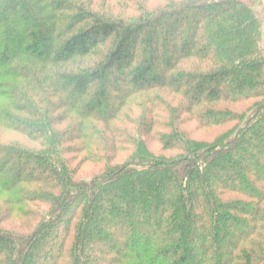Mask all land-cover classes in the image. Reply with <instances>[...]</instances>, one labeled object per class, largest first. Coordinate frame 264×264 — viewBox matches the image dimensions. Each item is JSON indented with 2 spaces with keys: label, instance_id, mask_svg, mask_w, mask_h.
I'll return each instance as SVG.
<instances>
[{
  "label": "trees",
  "instance_id": "obj_1",
  "mask_svg": "<svg viewBox=\"0 0 264 264\" xmlns=\"http://www.w3.org/2000/svg\"><path fill=\"white\" fill-rule=\"evenodd\" d=\"M255 8L0 0V264H264Z\"/></svg>",
  "mask_w": 264,
  "mask_h": 264
},
{
  "label": "rangeland",
  "instance_id": "obj_2",
  "mask_svg": "<svg viewBox=\"0 0 264 264\" xmlns=\"http://www.w3.org/2000/svg\"><path fill=\"white\" fill-rule=\"evenodd\" d=\"M247 3H253V1H256V13L259 15V17L263 20L264 23V0H244ZM163 1H152L150 3V7H154L159 4H164ZM262 46L264 47V28H263V39H262ZM11 136V135H10ZM14 137V136H12ZM208 137V136H207ZM101 163H86L82 166V169L80 171V178L81 179H90L94 177L96 174H99L103 168L101 167ZM12 222V221H9ZM5 225L8 226V223H5Z\"/></svg>",
  "mask_w": 264,
  "mask_h": 264
},
{
  "label": "crops",
  "instance_id": "obj_3",
  "mask_svg": "<svg viewBox=\"0 0 264 264\" xmlns=\"http://www.w3.org/2000/svg\"><path fill=\"white\" fill-rule=\"evenodd\" d=\"M263 52H264V47H263Z\"/></svg>",
  "mask_w": 264,
  "mask_h": 264
}]
</instances>
